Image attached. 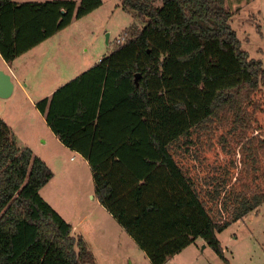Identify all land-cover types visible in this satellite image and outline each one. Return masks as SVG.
I'll list each match as a JSON object with an SVG mask.
<instances>
[{
  "label": "trees",
  "instance_id": "obj_1",
  "mask_svg": "<svg viewBox=\"0 0 264 264\" xmlns=\"http://www.w3.org/2000/svg\"><path fill=\"white\" fill-rule=\"evenodd\" d=\"M225 1L122 0L142 25L36 103L152 264L199 238L230 264L218 234L264 203V66L243 49ZM102 4L0 0L2 58L12 63ZM53 177L0 117V264H97L42 197Z\"/></svg>",
  "mask_w": 264,
  "mask_h": 264
},
{
  "label": "rangeland",
  "instance_id": "obj_2",
  "mask_svg": "<svg viewBox=\"0 0 264 264\" xmlns=\"http://www.w3.org/2000/svg\"><path fill=\"white\" fill-rule=\"evenodd\" d=\"M225 3L232 13L231 27L243 49L251 58L260 59L264 66V0H226ZM132 24L141 26L142 22L124 10L122 0H103L99 8L75 19L18 58L13 65L21 85L17 84L9 97H0V117L11 127L19 145H28L53 168L55 177L41 190L42 197L75 227L74 235L86 239L97 264L152 262L117 219L93 197L94 181L89 164L76 152L62 153L35 102L108 56ZM218 238L230 264H264V203L219 233ZM165 264L226 263L199 238Z\"/></svg>",
  "mask_w": 264,
  "mask_h": 264
},
{
  "label": "crops",
  "instance_id": "obj_3",
  "mask_svg": "<svg viewBox=\"0 0 264 264\" xmlns=\"http://www.w3.org/2000/svg\"><path fill=\"white\" fill-rule=\"evenodd\" d=\"M19 3H22V2H19ZM43 43V42H42ZM35 48V47H34ZM32 50V49H31ZM29 52V51H28ZM22 56V55H21ZM21 56H19L18 58H20ZM0 58H1V60H2V64H3V66H2V68H0V71H3L4 73H6V74H8L10 77H11V81H12V83H13V91H12V93L14 92V90H15V88H16V85L18 84V86L20 87V85H21V82H20V76H19V74H17V70L14 68V62L18 59H15L12 63H7L3 58H2V56H1V54H0ZM91 68V67H90ZM89 68V69H90ZM86 71V70H85ZM74 79V78H73ZM72 80V78H70V80L69 81H71ZM69 81H67L66 83H68ZM63 83H65V82H63ZM59 87H61V86H59ZM58 89V86L56 87V88H54V90H52L49 94H46L45 95V97L44 98H46V97H51V95L54 93V91L55 90H57ZM11 93V94H12ZM10 94V95H11ZM9 95V96H10ZM8 96V97H9ZM1 98H6V97H1ZM44 98H42V99H44ZM35 103H37V102H35ZM43 118H44V120H45V117L44 116H42ZM49 127V126H48ZM50 129V128H49ZM51 130V129H50ZM53 133V132H52ZM53 135H54V138H56V141L58 142V147L61 149V151H62V153H64V154H70L71 152H76V151H73V150H71L70 148H68L67 146H65L61 141H60V139L53 133ZM18 141H19V139H18ZM43 143H44V145H46L47 143H48V140H43ZM28 146V145H27ZM29 147V146H28ZM32 149V148H31ZM77 154H79L78 152H76ZM80 155V154H79ZM81 156V155H80ZM58 158H59V156H57ZM42 159L46 162L47 160L42 156ZM70 159H73V157H70ZM85 160V159H84ZM86 161V160H85ZM86 163H88L87 161H86ZM48 165V164H47ZM53 169V168H52ZM54 177H55V174H54ZM54 177L52 178V179H54ZM50 182V181H49ZM46 186V185H45ZM43 189V188H42ZM94 197V196H93ZM74 230H75V227H74ZM202 244H205V242L202 240Z\"/></svg>",
  "mask_w": 264,
  "mask_h": 264
},
{
  "label": "water",
  "instance_id": "obj_4",
  "mask_svg": "<svg viewBox=\"0 0 264 264\" xmlns=\"http://www.w3.org/2000/svg\"><path fill=\"white\" fill-rule=\"evenodd\" d=\"M138 75L136 78V82H138ZM13 91V83L11 81V77L0 71V97H8Z\"/></svg>",
  "mask_w": 264,
  "mask_h": 264
},
{
  "label": "built area",
  "instance_id": "obj_5",
  "mask_svg": "<svg viewBox=\"0 0 264 264\" xmlns=\"http://www.w3.org/2000/svg\"><path fill=\"white\" fill-rule=\"evenodd\" d=\"M125 40V37H120V39H118V43H121Z\"/></svg>",
  "mask_w": 264,
  "mask_h": 264
}]
</instances>
